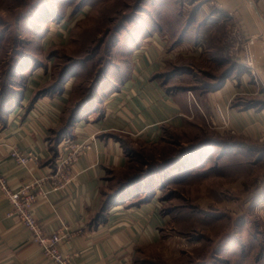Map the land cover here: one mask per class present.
<instances>
[{
	"label": "crops",
	"instance_id": "obj_1",
	"mask_svg": "<svg viewBox=\"0 0 264 264\" xmlns=\"http://www.w3.org/2000/svg\"><path fill=\"white\" fill-rule=\"evenodd\" d=\"M172 2V14L158 12L155 21L133 37L128 71L119 86L101 96L90 91L69 111L75 78L57 93L42 94L52 82V61L36 68L26 63L21 67L26 78L16 96L7 107L0 105V172L12 187L55 172L59 133L80 105L81 111L86 109L64 137L88 140L90 149L72 166L69 188L40 199L35 209L46 232L68 234L60 249L71 264H122L133 259L137 245L154 243L160 236L166 217L156 200L158 189L154 199L139 207L125 201L105 208L107 196L128 168L126 145L132 141L157 147L169 132H180L188 124L202 128L208 117L216 122V104L225 110L230 134L245 141L264 139V0ZM231 27L238 28L243 39L258 36L255 73L240 57L232 60L222 54L229 50ZM203 52L211 53L210 60L224 70L210 88L194 95V103L187 90L170 86L165 69L177 66L183 54L197 59ZM239 147L231 149L237 154ZM12 148L35 152L39 162L18 165L10 156ZM143 185L137 194L148 191ZM10 209L8 199L0 196V264H56L43 255L20 219L8 216Z\"/></svg>",
	"mask_w": 264,
	"mask_h": 264
},
{
	"label": "rangeland",
	"instance_id": "obj_2",
	"mask_svg": "<svg viewBox=\"0 0 264 264\" xmlns=\"http://www.w3.org/2000/svg\"><path fill=\"white\" fill-rule=\"evenodd\" d=\"M173 7L172 0H0V105L24 83L21 67L26 63L36 68L52 61L49 89L64 73L65 82L75 78L69 111L91 90L101 96L119 86L128 71L133 37L158 12L171 13ZM222 54L235 59L228 51ZM210 55L191 59L183 54L177 66L165 69L164 78L187 90L195 103L194 95L210 88L224 70ZM84 110L76 113L77 119ZM215 120L208 117L202 128L188 124L169 132L157 147L129 143L133 174L198 148L170 174L164 170L144 179L137 189L144 184L148 191L126 201L139 207L154 199L158 189L156 200L166 217L157 241L137 245L132 264H264V139L245 141ZM231 144L241 145L239 153L226 147Z\"/></svg>",
	"mask_w": 264,
	"mask_h": 264
},
{
	"label": "built area",
	"instance_id": "obj_3",
	"mask_svg": "<svg viewBox=\"0 0 264 264\" xmlns=\"http://www.w3.org/2000/svg\"><path fill=\"white\" fill-rule=\"evenodd\" d=\"M257 39L258 36H250L241 42V33L236 27L229 30L227 38L229 55L234 56V53H238L245 67L252 73H255L257 61L254 52ZM215 111L221 125L227 126V115L224 108L216 104ZM59 148L57 168L52 175L46 178H32L18 187H12L7 176L0 172V196L10 202L11 209L8 216L20 219L30 231L33 241L41 247L46 258L52 259L56 264H71L69 257L65 256L60 249L61 243L68 239V234L62 230L53 233L46 232L36 217L35 209L40 199H46L53 192L69 188L74 180L72 166L90 149V144L88 140L77 141L71 137H65L59 144ZM10 156L18 165L24 167L30 163H38L40 159L33 151H21L16 148L11 149ZM122 264H132V260L128 259Z\"/></svg>",
	"mask_w": 264,
	"mask_h": 264
},
{
	"label": "trees",
	"instance_id": "obj_4",
	"mask_svg": "<svg viewBox=\"0 0 264 264\" xmlns=\"http://www.w3.org/2000/svg\"><path fill=\"white\" fill-rule=\"evenodd\" d=\"M65 77H66V73H64L60 78H59V83L57 85H55L54 87H51V89L47 90L46 92L44 91L42 94L48 93V92H57L60 91L59 87L63 86L65 83ZM95 88V87H94ZM93 88V89H94ZM57 90V91H56ZM93 91V90H91ZM3 96V95H2ZM14 96H16L15 91H11V93L9 94V96L4 97L5 99L2 101L1 106L3 107H7L9 104L10 100H13ZM13 98V99H12ZM81 106L80 105L79 109L76 110V112L70 117L66 128L63 130V132H60L58 136V142L59 144L62 142V140L65 138L64 137V133H67V130L69 128H71V126L74 124L75 120L77 119L76 113L78 111L81 110ZM64 137V138H63ZM67 137V136H66ZM207 145V144H206ZM227 145V144H225ZM231 146H237L236 144H231L228 145L226 147L231 148ZM239 146V145H238ZM241 146V145H240ZM126 148L128 149V153L130 154V158H131V154H132V150L128 146L126 145ZM195 149L192 150H185V152L183 154H179L176 156H168L166 159H163L162 162L159 161V163L152 165L147 172L145 173H141V174H133L129 172L130 169V163L128 164V168L126 169V171L122 172L121 177L118 178V182L116 184V187L114 189L113 194H110L107 196L106 201H105V208L107 209V207L114 205V204H118V203H124L127 200H130L132 198H134L137 194V186L144 180L147 179L148 177H150L152 174L157 173V172H163L164 170H168L169 174L171 171H174L176 166L179 164H181L185 158L186 155L194 153L195 151H198V148L194 147ZM131 162V160H130ZM187 167V166H185ZM188 168V167H187Z\"/></svg>",
	"mask_w": 264,
	"mask_h": 264
}]
</instances>
